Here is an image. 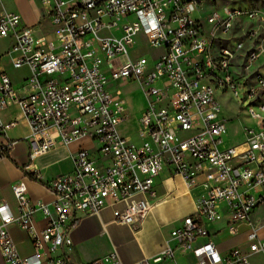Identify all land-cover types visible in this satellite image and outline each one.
<instances>
[{"label":"built area","instance_id":"1","mask_svg":"<svg viewBox=\"0 0 264 264\" xmlns=\"http://www.w3.org/2000/svg\"><path fill=\"white\" fill-rule=\"evenodd\" d=\"M40 1L54 25L50 38L36 36L35 28L0 0V42L7 40L0 48V113L14 103L21 108L31 130L30 162L55 149L58 140L66 147L84 140L95 146H79L72 171L46 183L52 203L32 200L23 183L13 185L16 210L0 201L4 262L75 264L68 250L79 215L98 214L110 202L137 193L154 196L156 178L166 168L189 187L200 182L205 187L196 211L171 232L180 247L194 254V264H252L253 255L264 256V217L253 219L264 204V74L254 45L258 29L252 26L264 22V8L244 9L221 0ZM206 5L211 10L205 11ZM102 31L107 33L99 35ZM90 35L94 39L86 40ZM144 44L160 53L150 58L131 54ZM5 59L14 70H29L18 85ZM121 80L139 83L147 99L139 117L140 143L119 132L131 115L107 84ZM228 93L254 125H244L242 143L222 148L231 121L222 116ZM17 123L0 115L5 138L0 159L9 158L18 143L8 136ZM147 210V202L140 200L115 211V218L135 225L137 215ZM224 216L230 235L248 228L247 252L235 248L220 254L207 226ZM13 224L27 230L32 255L19 253ZM199 240L204 242L196 246ZM174 251L167 247L138 264L174 260ZM84 264L124 263L111 252Z\"/></svg>","mask_w":264,"mask_h":264},{"label":"crops","instance_id":"2","mask_svg":"<svg viewBox=\"0 0 264 264\" xmlns=\"http://www.w3.org/2000/svg\"><path fill=\"white\" fill-rule=\"evenodd\" d=\"M2 2L6 10L15 11L21 16L23 24L33 26L36 36L53 37L52 19L40 0H2ZM88 37L86 40H89ZM4 66L8 72L13 69L7 59L4 60ZM24 68L26 73L21 75L19 81L15 82L11 77L16 85L29 75V70ZM115 82L132 83L134 81ZM108 90L110 91V89ZM113 95L117 99L123 100L120 96ZM146 106L147 99L137 111L139 117ZM126 108L131 117L135 115L127 106ZM0 115L5 122L18 121L8 132L9 138L18 140V143L9 158L0 159V201L8 203L16 210L17 200L13 192V185L23 183L27 188V196L32 200L52 203L54 195L46 183L72 171V155L79 146L91 148L95 145L89 140H84L66 147L58 140V146L55 149L30 162L27 138L30 136L31 130L21 108L14 103L2 110ZM123 123L119 125V128ZM239 130L242 136L234 140H225L222 148L233 147L244 141L243 129ZM53 132V130L50 131V133ZM119 132L122 136L133 141V135L125 128L119 129ZM4 140L5 138L0 135V142ZM140 142L141 140H139ZM26 166L28 167L25 168ZM204 191L205 187L202 182L196 187H189L182 176L172 175L169 168H166L156 178L154 196L137 193L124 202H110L98 214L79 215V222L71 231L73 246L68 250V253L75 264H84L100 259L111 252H117L124 264H138L145 258L153 257L170 247L175 249L174 260H166L161 264H194L196 262L194 254L180 247L171 236V232L181 226L184 217L196 211L197 199ZM140 200L147 202L148 210L145 214L137 215V224L130 225L116 220L115 211H125L130 205ZM263 217L264 204L258 207L253 214L255 222L261 221ZM35 220L39 227L44 225L41 214H37ZM227 220L228 216H224L221 221L207 226L211 239L220 254L226 256L235 248L247 252L249 250L248 228L243 226L238 234L230 235L225 228ZM10 231L21 256L32 255L34 247L27 230L13 224ZM203 242L204 240H199L196 246ZM0 264H6L1 254ZM252 264H264L263 254L253 255Z\"/></svg>","mask_w":264,"mask_h":264},{"label":"rangeland","instance_id":"3","mask_svg":"<svg viewBox=\"0 0 264 264\" xmlns=\"http://www.w3.org/2000/svg\"><path fill=\"white\" fill-rule=\"evenodd\" d=\"M224 3L235 5L244 9H252V8H264V0H221ZM45 8V7H44ZM46 9V8H45ZM211 10V6L206 5L205 11ZM108 21V19H106ZM253 27L258 29L257 39L255 42V47L260 51V56L258 60V64L261 65L260 71L264 74V22H253ZM107 33L106 31H102L99 35H103ZM89 40H93V35L88 37ZM7 43V40H2L0 42V48H3L2 45ZM140 44V42H139ZM142 51V52H141ZM137 53H145L148 58L151 54H159L160 49H154L148 44H144L142 49L139 47L135 48L131 54L134 56ZM7 66V63L5 62ZM10 75L15 82L19 81L21 75L26 73V69L14 70L11 69ZM108 89L115 94L116 96H120L123 98L126 106L133 112L135 115L131 117L130 120L124 122L119 129L125 128L130 134L133 135V141L139 143L140 135H139V113H137L138 109L141 108L146 101V97L144 94L143 88L137 82L125 83V82H115L111 81L108 83ZM240 104L236 101V99L228 93V99L222 102V116L226 119L231 120L229 124V129L223 134V140H234L235 138H239L242 136L240 128H243L245 124L254 125L253 120L247 117L246 111L240 109ZM238 129H237V128ZM185 136H189L190 133L184 134ZM259 261V260H258Z\"/></svg>","mask_w":264,"mask_h":264}]
</instances>
